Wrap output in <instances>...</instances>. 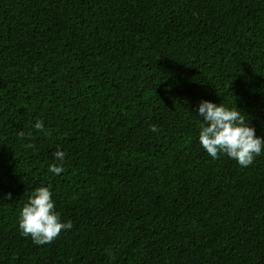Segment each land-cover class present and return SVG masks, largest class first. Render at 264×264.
Instances as JSON below:
<instances>
[{"label":"trees","instance_id":"16d2710c","mask_svg":"<svg viewBox=\"0 0 264 264\" xmlns=\"http://www.w3.org/2000/svg\"><path fill=\"white\" fill-rule=\"evenodd\" d=\"M201 100L264 137V0H0V264H264V152L209 156Z\"/></svg>","mask_w":264,"mask_h":264},{"label":"clouds","instance_id":"9594fccd","mask_svg":"<svg viewBox=\"0 0 264 264\" xmlns=\"http://www.w3.org/2000/svg\"><path fill=\"white\" fill-rule=\"evenodd\" d=\"M237 109V106L233 108L222 102L217 104L201 100L196 110V115L201 120L198 141L213 159L226 155L243 168L250 166L254 158L264 152V137L256 134L255 126L248 122L249 118ZM34 128L42 131L44 125L37 121ZM150 130L155 132L156 125H152ZM54 156L58 163L51 165L49 171L53 175H59L63 172L59 162L65 159V152L57 150ZM18 227L21 234L31 237L34 244L45 245L57 238L61 231L72 229L73 225L71 221L61 220L55 209L51 189L41 185L34 189L21 208Z\"/></svg>","mask_w":264,"mask_h":264}]
</instances>
